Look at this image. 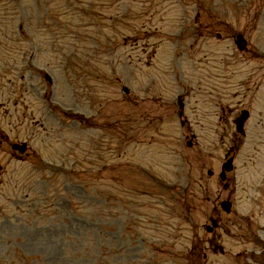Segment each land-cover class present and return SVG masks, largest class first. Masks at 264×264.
<instances>
[{"label": "rangeland", "instance_id": "1", "mask_svg": "<svg viewBox=\"0 0 264 264\" xmlns=\"http://www.w3.org/2000/svg\"><path fill=\"white\" fill-rule=\"evenodd\" d=\"M193 3L195 0H0V126L17 128L20 138L30 137L31 145L49 166L61 161L58 155L66 150L62 139L82 137L85 147L82 175L73 179L35 169L29 161L0 151L5 168L0 173V264H187L181 253L189 245L188 221L195 216L201 223L208 211L206 202L201 203L199 214L195 210L184 219L188 199L193 205L198 203L194 176L203 178L210 162H216L206 163L209 148L194 156L186 145L193 61L189 54L177 55V51L187 50L177 46V33L191 23ZM222 3L223 7H252L244 0H220L219 5ZM19 21L26 29L24 36L17 31ZM182 45L188 47V41ZM45 72L51 83L44 79ZM122 84L130 94L121 93ZM23 89L27 91L20 95ZM178 95L183 96L184 127L177 117ZM27 103L36 107L37 117L47 119L44 127L32 125L28 119L19 126ZM77 111L85 117L82 124L69 116ZM146 111L161 112V123L146 128L142 117ZM159 126L165 133L157 141L152 137L159 135L155 130ZM213 135L206 133L205 139ZM139 136L145 145L136 144ZM152 141L154 147L146 146ZM49 142L55 144L45 147ZM249 150L247 144L246 153ZM164 151L170 157L163 167L165 177L155 178L132 167L140 162V155L148 156L146 164L160 167ZM256 153L261 159L256 164L264 170V141ZM125 160L132 166L109 171L110 164ZM241 161L239 157L236 163ZM249 163L238 164L234 173L237 210L262 209L259 217L255 211V230L261 231L264 198L255 203L244 198L255 191V187L244 186L246 168L253 166ZM29 179L35 180L33 187L28 186ZM78 183L83 184L84 205L81 195L69 196L72 187L74 193L79 191ZM208 185L211 190L217 188L214 183ZM164 186L182 190L187 200L182 218L176 216L173 192ZM16 197L29 205L34 201V210L40 206L41 212H16L5 200ZM106 198L113 215L111 228L105 229L92 209ZM174 231L181 237L173 241ZM230 242L234 244L224 242L230 254H211L207 262L234 264L232 255L243 247ZM163 244L172 254L157 251ZM20 256H31L32 261L24 263Z\"/></svg>", "mask_w": 264, "mask_h": 264}]
</instances>
